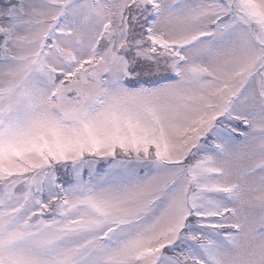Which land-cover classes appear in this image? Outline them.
I'll return each instance as SVG.
<instances>
[{"label":"snow or ice","instance_id":"1","mask_svg":"<svg viewBox=\"0 0 264 264\" xmlns=\"http://www.w3.org/2000/svg\"><path fill=\"white\" fill-rule=\"evenodd\" d=\"M0 264H264V0H0Z\"/></svg>","mask_w":264,"mask_h":264}]
</instances>
